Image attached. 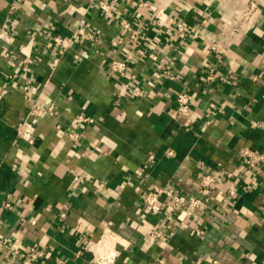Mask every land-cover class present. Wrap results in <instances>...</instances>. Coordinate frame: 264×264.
Wrapping results in <instances>:
<instances>
[{
    "label": "crops",
    "instance_id": "crops-1",
    "mask_svg": "<svg viewBox=\"0 0 264 264\" xmlns=\"http://www.w3.org/2000/svg\"><path fill=\"white\" fill-rule=\"evenodd\" d=\"M247 1L0 0V264H94L89 242L115 264H264V0L246 31L222 32ZM82 22L94 39L49 46ZM79 115L93 122L75 130ZM205 175L217 182L193 217L146 212L152 187L198 197Z\"/></svg>",
    "mask_w": 264,
    "mask_h": 264
},
{
    "label": "built area",
    "instance_id": "built-area-1",
    "mask_svg": "<svg viewBox=\"0 0 264 264\" xmlns=\"http://www.w3.org/2000/svg\"><path fill=\"white\" fill-rule=\"evenodd\" d=\"M263 0H248L244 3V8L237 10L235 12L236 17L234 19H228L223 25V31L226 37L230 36H239L242 32L246 31L245 24L252 17L254 12L257 11L260 3ZM98 7L104 10L106 13L111 12V6L106 2H100ZM206 23V21H203ZM124 27L126 29L130 28V24L125 22ZM191 31V27L185 23H180L176 26L175 32L178 39L186 40ZM135 34L132 35V39H135ZM79 38L85 40H92L95 38V34L88 30L85 23L82 22L70 36H53L51 42L49 43L50 47L57 49L59 54L64 55L69 49H71L75 41ZM223 43L228 44L226 40L223 39ZM221 47V42L214 43L210 46V51H217ZM165 61L162 60L160 66ZM58 59L52 62V66H56ZM110 70L113 75L119 77H126L129 65L125 60L114 59L110 64ZM213 75H206L202 78L205 82H212L214 80ZM224 79V78H223ZM149 86H152L151 82H148ZM130 85V84H129ZM126 84L125 88H130ZM132 95L135 97H140L142 95V88L139 86L132 87ZM177 108L174 112V117H183L189 122V117L193 109V97L186 92H179L176 96ZM55 107H50V111H53ZM84 122H93V119L87 118L84 115H79L76 117L73 128L76 130ZM18 134L22 135L23 138L32 142L31 134L26 131L25 128L19 127ZM72 137L76 136L74 132ZM242 156L244 157V162L249 166L255 168L262 160L263 157L255 153L254 151L246 148L241 151ZM217 179L213 175H205L200 179L199 183V196L187 197L184 194L177 193V191L169 186L157 187L154 186L147 192L143 197L144 208L147 213L150 214H164L165 218L169 222H173L177 214H183L186 217H193L197 212L202 209L206 203V199L211 194L214 185L216 184ZM65 214H62V217H65ZM151 236L153 238L160 237V233L155 229L151 231ZM105 246V249H104ZM86 249L90 250L93 253V263L94 264H115L118 258V253L115 248H110V244H103L102 248L94 250L91 247L89 242L86 245ZM32 255L43 256V251H38L35 248L31 249Z\"/></svg>",
    "mask_w": 264,
    "mask_h": 264
}]
</instances>
